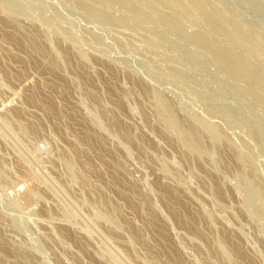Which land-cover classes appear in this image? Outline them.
Listing matches in <instances>:
<instances>
[{"label": "rangeland", "instance_id": "rangeland-1", "mask_svg": "<svg viewBox=\"0 0 264 264\" xmlns=\"http://www.w3.org/2000/svg\"><path fill=\"white\" fill-rule=\"evenodd\" d=\"M0 264H264V0H0Z\"/></svg>", "mask_w": 264, "mask_h": 264}]
</instances>
